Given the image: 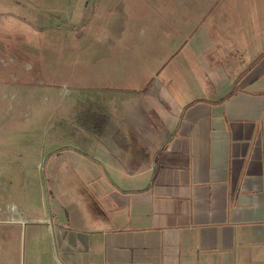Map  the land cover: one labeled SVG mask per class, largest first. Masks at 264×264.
<instances>
[{
  "label": "crops",
  "instance_id": "0c3cea01",
  "mask_svg": "<svg viewBox=\"0 0 264 264\" xmlns=\"http://www.w3.org/2000/svg\"><path fill=\"white\" fill-rule=\"evenodd\" d=\"M171 3L186 56L173 72L194 73L165 138L135 167L100 147L108 165L90 157L101 172L73 193L0 171V264H264V0ZM4 60L0 94L23 108L38 80ZM6 143L8 160L24 146Z\"/></svg>",
  "mask_w": 264,
  "mask_h": 264
},
{
  "label": "rangeland",
  "instance_id": "374dc122",
  "mask_svg": "<svg viewBox=\"0 0 264 264\" xmlns=\"http://www.w3.org/2000/svg\"><path fill=\"white\" fill-rule=\"evenodd\" d=\"M172 1L0 0V60L16 79L23 73L39 83L23 108L0 94V144L24 145L10 160L0 148V171L29 173L32 191L41 180L49 194L73 193L78 177L101 172L90 157L108 165L100 147L116 166L135 167L151 154L169 130L168 114L187 99L184 77L194 73L173 72L186 56L166 9ZM128 50L139 53L124 56Z\"/></svg>",
  "mask_w": 264,
  "mask_h": 264
}]
</instances>
